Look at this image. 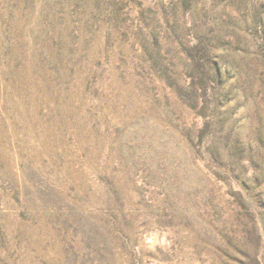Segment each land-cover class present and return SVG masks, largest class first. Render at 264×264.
Listing matches in <instances>:
<instances>
[{
	"label": "rangeland",
	"instance_id": "1",
	"mask_svg": "<svg viewBox=\"0 0 264 264\" xmlns=\"http://www.w3.org/2000/svg\"><path fill=\"white\" fill-rule=\"evenodd\" d=\"M0 264H264V0H0Z\"/></svg>",
	"mask_w": 264,
	"mask_h": 264
}]
</instances>
